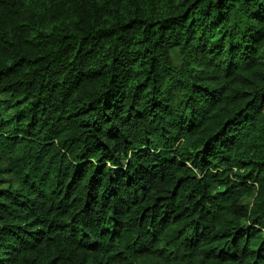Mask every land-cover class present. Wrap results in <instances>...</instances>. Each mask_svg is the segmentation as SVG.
<instances>
[{
    "label": "trees",
    "instance_id": "16d2710c",
    "mask_svg": "<svg viewBox=\"0 0 264 264\" xmlns=\"http://www.w3.org/2000/svg\"><path fill=\"white\" fill-rule=\"evenodd\" d=\"M6 109L0 264H264V0H0Z\"/></svg>",
    "mask_w": 264,
    "mask_h": 264
},
{
    "label": "rangeland",
    "instance_id": "374dc122",
    "mask_svg": "<svg viewBox=\"0 0 264 264\" xmlns=\"http://www.w3.org/2000/svg\"><path fill=\"white\" fill-rule=\"evenodd\" d=\"M0 112L3 115V117L6 118V120L11 119V117L13 115L12 110H9V109L1 110ZM244 202L250 203L251 202V198H245Z\"/></svg>",
    "mask_w": 264,
    "mask_h": 264
}]
</instances>
